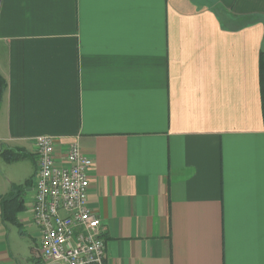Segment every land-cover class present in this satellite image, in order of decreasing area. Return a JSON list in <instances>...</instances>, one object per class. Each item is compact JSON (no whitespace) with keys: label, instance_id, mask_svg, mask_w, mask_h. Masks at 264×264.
<instances>
[{"label":"crops","instance_id":"obj_1","mask_svg":"<svg viewBox=\"0 0 264 264\" xmlns=\"http://www.w3.org/2000/svg\"><path fill=\"white\" fill-rule=\"evenodd\" d=\"M262 51L264 0H0L2 263L62 264L31 216L50 135L93 161L106 264H264Z\"/></svg>","mask_w":264,"mask_h":264},{"label":"built area","instance_id":"obj_2","mask_svg":"<svg viewBox=\"0 0 264 264\" xmlns=\"http://www.w3.org/2000/svg\"><path fill=\"white\" fill-rule=\"evenodd\" d=\"M57 141L50 135L35 139L39 171L31 216L42 234L41 254L48 262L106 264V228L88 204L93 161L78 141L62 153Z\"/></svg>","mask_w":264,"mask_h":264},{"label":"trees","instance_id":"obj_3","mask_svg":"<svg viewBox=\"0 0 264 264\" xmlns=\"http://www.w3.org/2000/svg\"><path fill=\"white\" fill-rule=\"evenodd\" d=\"M260 76H261V85H262V91H263V99H264V51H262L260 56ZM7 82L5 78L0 74V103L3 97V94L6 90ZM14 157H21V154H15ZM13 194V193H11Z\"/></svg>","mask_w":264,"mask_h":264},{"label":"water","instance_id":"obj_4","mask_svg":"<svg viewBox=\"0 0 264 264\" xmlns=\"http://www.w3.org/2000/svg\"><path fill=\"white\" fill-rule=\"evenodd\" d=\"M55 264H58V263H55Z\"/></svg>","mask_w":264,"mask_h":264}]
</instances>
